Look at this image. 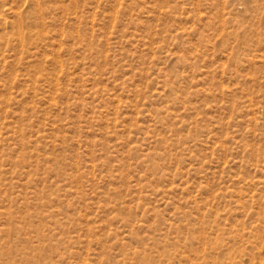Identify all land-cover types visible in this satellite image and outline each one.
Returning a JSON list of instances; mask_svg holds the SVG:
<instances>
[{"label":"rangeland","instance_id":"rangeland-1","mask_svg":"<svg viewBox=\"0 0 264 264\" xmlns=\"http://www.w3.org/2000/svg\"><path fill=\"white\" fill-rule=\"evenodd\" d=\"M0 264H264V0H0Z\"/></svg>","mask_w":264,"mask_h":264}]
</instances>
